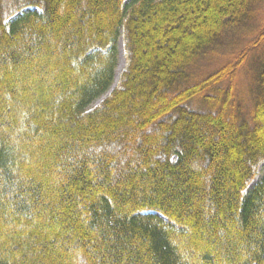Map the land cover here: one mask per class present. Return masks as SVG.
Returning <instances> with one entry per match:
<instances>
[{
  "label": "trees",
  "instance_id": "16d2710c",
  "mask_svg": "<svg viewBox=\"0 0 264 264\" xmlns=\"http://www.w3.org/2000/svg\"><path fill=\"white\" fill-rule=\"evenodd\" d=\"M262 3L0 0V264H264Z\"/></svg>",
  "mask_w": 264,
  "mask_h": 264
},
{
  "label": "rangeland",
  "instance_id": "374dc122",
  "mask_svg": "<svg viewBox=\"0 0 264 264\" xmlns=\"http://www.w3.org/2000/svg\"><path fill=\"white\" fill-rule=\"evenodd\" d=\"M256 10L258 12H256L255 20H253L254 22H248V25L244 29H240L238 34L236 33L234 37H228V41H224L223 45L217 47V49L215 50L209 51L205 56L200 59L196 66V77L199 78L205 76L208 73L219 69L226 63L231 62L233 58L237 56L243 49L250 48L251 45L250 53L247 56V61L240 71L239 83L241 84V90H245L246 92H250L253 90L256 81L255 79L262 70V68H264V43H261L257 48H253L252 46V44H254L253 41H256L258 39L261 29L264 26V3L258 5ZM121 43L123 64L121 70H119V66L121 64V54L119 50V60L115 74L116 79L117 74L119 72L120 78V75L125 67V55L122 40ZM118 81H116V83ZM245 91L241 92L243 96L245 94ZM108 95L109 93L95 101L90 108L98 106ZM249 97L251 96H248V98ZM263 173L264 164L259 168L258 175L254 182L251 184L249 190L253 189L259 183Z\"/></svg>",
  "mask_w": 264,
  "mask_h": 264
},
{
  "label": "bare ground",
  "instance_id": "6f19581e",
  "mask_svg": "<svg viewBox=\"0 0 264 264\" xmlns=\"http://www.w3.org/2000/svg\"><path fill=\"white\" fill-rule=\"evenodd\" d=\"M119 50H120V54H121V57H120V60H121L120 67H122V64H123V58H122V43H121V41L119 42ZM119 73H120V72H119ZM119 73L117 74V79H116V81H118Z\"/></svg>",
  "mask_w": 264,
  "mask_h": 264
},
{
  "label": "water",
  "instance_id": "95a60500",
  "mask_svg": "<svg viewBox=\"0 0 264 264\" xmlns=\"http://www.w3.org/2000/svg\"><path fill=\"white\" fill-rule=\"evenodd\" d=\"M119 70H121V67L119 66ZM115 77H116V75H115ZM118 83V82H117ZM117 83H116V78L114 79V84H113V86H112V90H114L115 89V87L117 86Z\"/></svg>",
  "mask_w": 264,
  "mask_h": 264
}]
</instances>
